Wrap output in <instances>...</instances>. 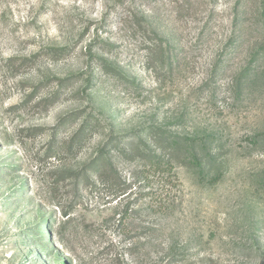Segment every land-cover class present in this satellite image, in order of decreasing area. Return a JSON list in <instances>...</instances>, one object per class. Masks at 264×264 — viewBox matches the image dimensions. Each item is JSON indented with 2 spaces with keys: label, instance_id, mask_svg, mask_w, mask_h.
<instances>
[{
  "label": "rangeland",
  "instance_id": "374dc122",
  "mask_svg": "<svg viewBox=\"0 0 264 264\" xmlns=\"http://www.w3.org/2000/svg\"><path fill=\"white\" fill-rule=\"evenodd\" d=\"M0 264H264V0H0Z\"/></svg>",
  "mask_w": 264,
  "mask_h": 264
},
{
  "label": "trees",
  "instance_id": "16d2710c",
  "mask_svg": "<svg viewBox=\"0 0 264 264\" xmlns=\"http://www.w3.org/2000/svg\"><path fill=\"white\" fill-rule=\"evenodd\" d=\"M183 141H185V139L181 140L177 138H168V139L166 138L164 139L165 146L163 148H167L170 150H173V149L176 150L179 148L187 149V147H192L191 145L187 146L188 144ZM139 142H141V139L138 138L136 135L127 134V135L116 136L115 138L109 141L108 145L113 144L114 146H112L113 148L111 149H118V150H121L120 147L125 148V146L126 147L129 146L132 151L139 152L141 149V146L138 144ZM153 143L155 144V146L159 147V149L162 148V146H158V144H156L158 143L157 141L153 140ZM131 144H133V146H131ZM141 157H144V156H141ZM153 158L157 159L158 157L153 154ZM259 253H263V252H259Z\"/></svg>",
  "mask_w": 264,
  "mask_h": 264
}]
</instances>
